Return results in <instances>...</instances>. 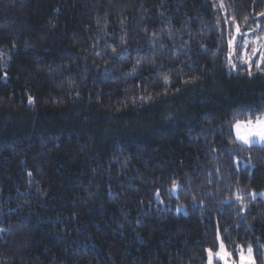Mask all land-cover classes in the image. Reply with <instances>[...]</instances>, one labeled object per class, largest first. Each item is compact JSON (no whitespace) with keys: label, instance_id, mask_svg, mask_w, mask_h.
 <instances>
[{"label":"trees","instance_id":"1","mask_svg":"<svg viewBox=\"0 0 264 264\" xmlns=\"http://www.w3.org/2000/svg\"><path fill=\"white\" fill-rule=\"evenodd\" d=\"M262 34L264 0H0V264H264Z\"/></svg>","mask_w":264,"mask_h":264},{"label":"snow or ice","instance_id":"2","mask_svg":"<svg viewBox=\"0 0 264 264\" xmlns=\"http://www.w3.org/2000/svg\"><path fill=\"white\" fill-rule=\"evenodd\" d=\"M236 32L239 33L240 29L237 26ZM232 41H229V44L231 45ZM255 50L253 51V55H255ZM246 59H242L241 63H246L251 61V56H247V53H245ZM260 63H264V53H261V61ZM235 67V65H233ZM257 67H259V63L257 64ZM251 74V73H249ZM236 129V140L243 142V144H250L254 143L255 139L254 137H259L261 141H264V118L257 117L255 124H253L252 120L249 119L247 121H239L237 120L235 124ZM237 199H240V197H237ZM240 256H239V264H245V255L243 252V248H240ZM208 252V264H212V261L214 258H219L221 260L225 261V264H228L229 259L231 258V253H228L225 249V246L223 243H220L219 249L216 252H213L211 249L207 250ZM251 252L252 249L249 247L248 249V260L250 264H254V262L251 261ZM232 264H236L235 261H232Z\"/></svg>","mask_w":264,"mask_h":264},{"label":"rangeland","instance_id":"3","mask_svg":"<svg viewBox=\"0 0 264 264\" xmlns=\"http://www.w3.org/2000/svg\"><path fill=\"white\" fill-rule=\"evenodd\" d=\"M254 50L256 52V56L257 57H258V54H260L258 59L252 58L254 56L253 55V51ZM242 53H243L244 57H246L245 53H247V56H251V58L254 59L253 62H251V63L249 62L248 63L249 67H254L256 69H263L264 68V63H260V61H261V53H264V34H262L259 37L256 36V37H254L252 39L249 38L248 36L244 37V39L242 40ZM258 63H259V67H257ZM235 133H236V129H235ZM254 139H255V142L254 143H250V144H258V145H263L264 146V141H261L258 136L254 137ZM250 144H242V145H250ZM252 196L253 197H260V198L264 199V191L258 192V193H256V192L252 193ZM218 249H219V247H218ZM248 249L243 250L244 255H245V264H250V262L248 260ZM216 251H213V252H216ZM239 256H240V252L238 253V258H233L231 256V258L228 261V264H232V261H235L236 264H239ZM251 261L254 262V264H255L253 252H251ZM207 264H208V252H207ZM212 264H225V261L221 260L219 258H214L213 261H212Z\"/></svg>","mask_w":264,"mask_h":264},{"label":"crops","instance_id":"4","mask_svg":"<svg viewBox=\"0 0 264 264\" xmlns=\"http://www.w3.org/2000/svg\"><path fill=\"white\" fill-rule=\"evenodd\" d=\"M261 118H264V115L263 116H260ZM253 122V124H255V122H256V120H254V121H252ZM234 134H235V139H236V133H235V125H234ZM238 143H241V144H243V142H240V141H237Z\"/></svg>","mask_w":264,"mask_h":264}]
</instances>
